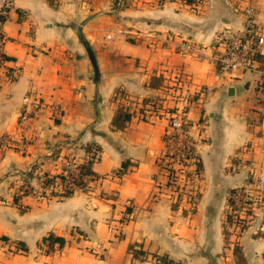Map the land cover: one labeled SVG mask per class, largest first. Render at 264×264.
Returning a JSON list of instances; mask_svg holds the SVG:
<instances>
[{"label":"crops","instance_id":"crops-1","mask_svg":"<svg viewBox=\"0 0 264 264\" xmlns=\"http://www.w3.org/2000/svg\"><path fill=\"white\" fill-rule=\"evenodd\" d=\"M123 1H12L3 26L0 142L7 136L14 147L0 145V236L28 250L13 254L0 246V264H160L154 255L174 264H264V235L252 225L239 238L244 262H237L225 242L222 207L247 168H264V102L256 99L262 86L249 74L227 83L211 60L216 38L227 28L243 29L248 9L264 37V0ZM148 32L188 40L203 55L151 43ZM7 69L16 70L14 80ZM252 83L256 93L245 98ZM179 85L191 94L185 118L201 163L192 213L184 205L172 209L157 164ZM144 99L158 101L160 112L147 114L151 103L142 106ZM119 105L135 115L114 130ZM88 144L99 147L90 191L61 200L41 196L37 179L87 161ZM23 182L31 192L16 197ZM126 210L130 219L120 226ZM49 234L66 243L40 255L37 245ZM130 247L144 255L132 259Z\"/></svg>","mask_w":264,"mask_h":264},{"label":"built area","instance_id":"built-area-1","mask_svg":"<svg viewBox=\"0 0 264 264\" xmlns=\"http://www.w3.org/2000/svg\"><path fill=\"white\" fill-rule=\"evenodd\" d=\"M13 0H0V68H5L6 57L2 52V46L5 41L3 35V26L8 18L9 11L12 6ZM186 3V0H180ZM202 0H193L195 5L200 4ZM123 0H116V4L123 5ZM247 19L245 26L241 30L225 29L216 38V55L211 57L212 62L217 66V75L223 78L227 83H233L241 79V76L245 74L253 75L257 77L258 84L264 88V37L260 34L258 28L254 23L252 9L246 11ZM146 37L151 43H157L163 45H173L175 50L181 53H187L194 55L197 59H200L203 55L202 51L188 40L176 41L170 35H160L156 32H148ZM16 70L14 69L12 75L16 76ZM179 77V74H176ZM179 82V81H178ZM207 89V88H205ZM208 90V89H207ZM203 92V90H200ZM172 97L175 102L174 109L166 111L168 118L167 131L164 134V150L162 155L158 159V167L160 173L165 177V190L169 195H173L177 199V195L184 196L188 191L193 192V200L190 196L188 202L192 205L196 202L194 188L189 186V178L196 179L198 173L196 171L197 157L195 153V140L190 136V124L185 118L187 108L189 107L192 98L191 94L184 91L179 85L175 89H172ZM32 111L36 110L38 102H33ZM150 112L147 114H154L160 112V104L158 101H153L151 104ZM29 116L26 112L22 115L23 118ZM145 115L143 119H147ZM262 142L264 143V132L262 133ZM2 149L13 148L14 144L7 136L1 137ZM98 158L96 151H90L88 153L87 160H93L95 162ZM67 170L70 171V175L77 180L78 178V163L69 162ZM64 174L68 177L67 172ZM193 180V181H194ZM63 188H74V182L66 179L62 185ZM79 190L83 192L90 191V183L85 184ZM31 192V188L28 184L23 182L18 191L16 197L25 195ZM48 192L43 197H47ZM170 195V196H171ZM236 202L243 201L241 193L235 196ZM186 202V203H188ZM128 220L130 214H126ZM127 220V221H128ZM120 223V219H119ZM127 223V222H126ZM120 226H123L120 223Z\"/></svg>","mask_w":264,"mask_h":264},{"label":"trees","instance_id":"trees-1","mask_svg":"<svg viewBox=\"0 0 264 264\" xmlns=\"http://www.w3.org/2000/svg\"><path fill=\"white\" fill-rule=\"evenodd\" d=\"M191 0H186V3H191ZM14 70L7 69L8 75H12ZM16 78L11 76L10 80H14ZM151 103L150 100L144 99L141 101L142 106L147 105ZM144 110L139 109V112L142 114ZM135 115V111L128 107L127 105H119L117 109L115 110L112 119H111V125L114 130H123L127 123L132 119V117ZM99 151V147L95 144H88L84 147V151L86 153H89L90 151ZM93 160H87L83 163L78 164V180L70 175L69 170H65L67 172L68 177H66L64 174H57V175H48L44 174L40 178L37 179L38 185L40 187V195H45L46 192L48 199H67L73 196L76 190H79L82 186H85V184H89L91 181L97 179V175L92 170ZM128 162L122 163L121 168L114 173V175L118 178H120L126 171V168L128 166ZM201 169V163L197 160L196 163V171L197 173L200 172ZM66 179H69L71 182H74L75 187L74 188H63L62 185ZM236 189H231L229 191L230 196L227 201V206L229 208H233L234 203V196L236 194ZM17 200V198H15ZM172 209L177 208V204H172ZM130 210H126V214L130 213ZM123 215L120 218V223L122 225L126 224L128 218L127 215ZM231 218L229 215H227V221L230 222ZM239 222H242L241 228L246 229L248 225L244 220L238 219ZM66 243L65 238L58 237L53 234H49L45 238H43L37 245L38 250L43 255H48L56 249H61ZM4 245H13L15 248L18 249L19 252L25 253L27 252V246L22 242H12L5 236H0V246ZM130 253L132 255V259H135L136 257L140 255H144V252L141 250H136L134 247H130ZM233 254L238 260V263H243L244 258L241 252V248L236 244L233 249ZM155 259L160 264H174L171 260H169L165 256H158L154 255Z\"/></svg>","mask_w":264,"mask_h":264},{"label":"rangeland","instance_id":"rangeland-1","mask_svg":"<svg viewBox=\"0 0 264 264\" xmlns=\"http://www.w3.org/2000/svg\"><path fill=\"white\" fill-rule=\"evenodd\" d=\"M259 86L261 87V85ZM259 91L261 93L260 97H257L256 99L259 100V104H262L264 102V88L261 87ZM255 93L256 92L252 83L251 91L250 93L246 94L245 98L248 99L252 98L254 97ZM256 112H257L256 119L258 121L261 116V112L260 111H256ZM262 144L264 143L262 142ZM188 179L190 181L189 186L193 187L195 192L196 202L194 203V205L188 202L190 196L192 197L190 201L193 200V192H191L192 190L190 192L188 191V193H186L184 196L177 195V199H175V197L171 194H170L171 196L170 195L168 196L170 198L169 200L171 202V205L177 204V208L180 205H184L185 211L192 213L195 211L196 203L200 198V192H199L198 183H196L195 181L197 178L194 180L188 177ZM234 189L237 190L235 196L241 193L243 197L242 203L241 202L237 203L234 196L233 208H229L227 206V201L230 196V193L228 192L225 204L224 206H222L223 213L225 215L224 230H223L225 236V242L226 245L232 246L233 249L236 244L238 245L240 236L248 229V227L246 229H242L241 228L242 222H239L238 219L244 220L248 226L252 225V227L255 229L256 235H261V234L264 235V168H262L261 166L260 167L251 166L250 169L247 168L245 181L241 186L236 187ZM227 215H229L231 218L230 222L227 221ZM1 247L9 253H13V254L22 253L19 252L18 249L15 248L13 245L12 246L4 245ZM40 255L43 254L40 253Z\"/></svg>","mask_w":264,"mask_h":264},{"label":"water","instance_id":"water-1","mask_svg":"<svg viewBox=\"0 0 264 264\" xmlns=\"http://www.w3.org/2000/svg\"><path fill=\"white\" fill-rule=\"evenodd\" d=\"M90 56H91L92 66H93V69H94L95 81H98V79H99L98 68H97L96 62H95L94 57L92 56V54Z\"/></svg>","mask_w":264,"mask_h":264}]
</instances>
